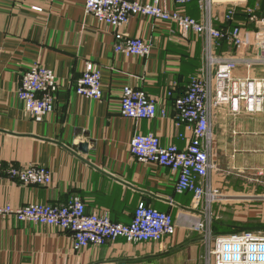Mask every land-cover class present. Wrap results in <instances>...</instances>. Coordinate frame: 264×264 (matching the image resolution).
Listing matches in <instances>:
<instances>
[{
    "label": "crops",
    "instance_id": "crops-1",
    "mask_svg": "<svg viewBox=\"0 0 264 264\" xmlns=\"http://www.w3.org/2000/svg\"><path fill=\"white\" fill-rule=\"evenodd\" d=\"M84 3L0 0V204L62 205L77 195L87 213L128 223L143 202L169 212L175 233L163 243H129L119 238L74 249L69 231L0 217V264H201L205 244L192 220L202 221V212L193 208L189 193L175 191L174 173L140 163L129 153L128 143L134 133L150 132L163 145L184 147L179 134L189 138L190 133L184 125H175L173 100H166L165 94L173 84L174 95L184 93L202 64L203 39L193 33L183 37L171 23L133 16L122 31L150 41L151 53L146 58L126 57L114 52V29L86 15ZM163 4L168 10L176 8L172 0ZM229 5L215 0L211 9L215 27L223 25ZM237 8L236 23H240L245 14ZM181 10L194 18L202 14L195 0ZM228 49L224 45L221 51ZM36 60L52 69L60 83L53 112L40 122L24 111L17 97L21 73ZM86 62L101 71L100 100L75 92ZM126 84L159 98L158 109L164 105L167 115L157 113L137 121L123 117L119 99ZM211 125L213 186L241 203L254 201L252 196L264 197V175L258 174L264 171V111L233 114L223 106L212 113ZM82 142H88L86 152L78 149ZM28 164L48 168L52 182L22 185L6 172L11 166ZM257 222L264 224V218Z\"/></svg>",
    "mask_w": 264,
    "mask_h": 264
},
{
    "label": "built area",
    "instance_id": "built-area-1",
    "mask_svg": "<svg viewBox=\"0 0 264 264\" xmlns=\"http://www.w3.org/2000/svg\"><path fill=\"white\" fill-rule=\"evenodd\" d=\"M172 1L176 5L173 10L166 9L163 0L144 3L85 0L84 3L86 15L114 29L117 41L114 52L126 57L146 58L151 53L150 41L122 31L133 16L171 23L181 36L193 33L203 39L202 64L190 77L184 93L174 95L173 84L165 94L166 100H173L175 125H184L190 133L189 138L179 134L185 141L184 147L163 145L154 133L136 132L129 140L128 151L140 163L154 164L174 173L175 191L189 193L193 208L202 212L203 220L195 225L201 230L205 244L201 264H264V231L242 227L219 235L212 232V205L223 199L229 200L230 196L213 186L210 178L214 169L213 111L223 106H228L233 114L264 111V10L258 12L256 7L247 5L246 0H229L232 3L223 15V25L215 27L211 14L215 0H195L202 13L200 18L186 15L181 10L193 0ZM237 6L242 7L245 14L240 23H236ZM33 10L42 11L40 7H33ZM224 45L229 49L221 51ZM256 70L262 74L254 75ZM19 83L17 97L24 111L34 121L45 120L54 110L60 86L55 72L39 60L32 61L21 73ZM101 86V71L86 62L76 81L75 92L86 99L100 100ZM159 102V98L126 84L121 89L119 113L132 121L149 120L157 113L164 117L167 111L164 105L158 109ZM1 167L0 162V172ZM6 172L22 185H49L52 182L51 171L39 164L11 166ZM258 174L264 175V171ZM0 217L69 231L74 249L119 238L129 243H163L175 233V222L169 212L158 211L142 202L135 208L130 222H114L107 214L87 213L84 202L77 195L62 205L40 202L23 206L0 204Z\"/></svg>",
    "mask_w": 264,
    "mask_h": 264
},
{
    "label": "rangeland",
    "instance_id": "rangeland-1",
    "mask_svg": "<svg viewBox=\"0 0 264 264\" xmlns=\"http://www.w3.org/2000/svg\"><path fill=\"white\" fill-rule=\"evenodd\" d=\"M226 1L228 3L229 0ZM260 1H261L260 5H255V7L260 12L261 10H264V0H246V4L250 5L256 2L260 3ZM251 199H254V201H251L250 203L247 204L246 201L241 203L237 201L240 199L230 197L229 200H226V202L222 201V202H218V204H213L212 213H211L212 232L215 233L216 235L222 233H228L230 231L237 230L238 228L247 227L255 223H258L257 221L259 219L263 220L264 204L260 203L261 198L252 196ZM251 213L254 214L251 215ZM192 223H193L192 227H194V225H197L199 222L192 220ZM201 236L203 235L197 232V237H201Z\"/></svg>",
    "mask_w": 264,
    "mask_h": 264
},
{
    "label": "water",
    "instance_id": "water-1",
    "mask_svg": "<svg viewBox=\"0 0 264 264\" xmlns=\"http://www.w3.org/2000/svg\"><path fill=\"white\" fill-rule=\"evenodd\" d=\"M87 146H88V142H82L78 145V149L82 152H86ZM243 229L253 230V231H264V224L263 225H251V226L243 227Z\"/></svg>",
    "mask_w": 264,
    "mask_h": 264
},
{
    "label": "trees",
    "instance_id": "trees-1",
    "mask_svg": "<svg viewBox=\"0 0 264 264\" xmlns=\"http://www.w3.org/2000/svg\"><path fill=\"white\" fill-rule=\"evenodd\" d=\"M259 12V11H258ZM261 12V11H260ZM221 50V49H220ZM197 72H195L194 74H196ZM218 224V223H217ZM213 226H214V224H213ZM231 232V231H230Z\"/></svg>",
    "mask_w": 264,
    "mask_h": 264
}]
</instances>
